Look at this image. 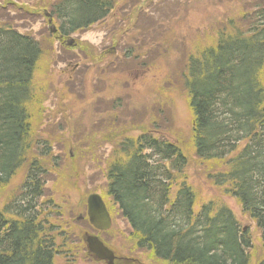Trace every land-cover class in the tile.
I'll return each mask as SVG.
<instances>
[{
	"label": "trees",
	"instance_id": "16d2710c",
	"mask_svg": "<svg viewBox=\"0 0 264 264\" xmlns=\"http://www.w3.org/2000/svg\"><path fill=\"white\" fill-rule=\"evenodd\" d=\"M175 2L174 18L187 23L190 4L197 3ZM115 4V0H58L48 11L64 42L103 24ZM255 7L250 5L249 10ZM139 9H133L136 22ZM237 12L246 9L242 6ZM150 32L140 38L132 33L131 39L150 37ZM152 33L151 39L156 31ZM212 33L191 42L196 46L177 71L194 117L193 156L212 168L200 179L204 185L233 198L242 215L255 224L259 250L254 253L253 233L242 229L229 207L214 200L195 213L200 203L187 183L188 153L182 144L180 148L159 136L158 123L149 119L137 129V138L117 144L106 161V193L100 190L130 228L123 243L144 252L148 261L264 264V6L238 22L212 27ZM170 35L163 34L166 46L176 41ZM123 52L124 62L136 64L134 48ZM41 57L35 38L0 26V189L9 187L26 168L21 185L0 206V264H59L58 250H66L57 246V238L71 236L70 230L61 229L60 208L46 199L50 173L45 164L52 160L53 149L48 141L33 138L29 108L35 100Z\"/></svg>",
	"mask_w": 264,
	"mask_h": 264
},
{
	"label": "rangeland",
	"instance_id": "374dc122",
	"mask_svg": "<svg viewBox=\"0 0 264 264\" xmlns=\"http://www.w3.org/2000/svg\"><path fill=\"white\" fill-rule=\"evenodd\" d=\"M57 1L0 0V26L8 25L31 35L42 48L34 79L35 100L29 109L34 141L46 140L53 149L52 160L45 164L50 173L46 199L60 208L62 231H71L70 237L57 238V246L68 252L58 250V263L102 264L88 257L85 246L80 245L81 236L83 239L84 234L95 233L86 219L87 198L91 193L101 194L102 189L106 193V161L120 140L137 138V129L149 119L158 123L159 136L164 135L180 148L182 144L185 154L188 153L187 183L200 203L195 213L204 203L214 200L229 207L242 229L253 233L257 253L260 237L255 224L242 215L233 198L200 180L212 168L193 156L194 117L177 71L186 60L185 55L194 50L196 45L191 42H197L196 38L207 37L205 33L212 35V27L217 29L229 20L238 22L247 13L258 12L264 3L202 0L198 4L195 0L197 5L190 4L192 10L186 14L188 21L184 24L174 18L175 0H115L113 14L103 24L71 36L68 41L72 40V45H62L51 34L53 26L48 24L47 16ZM253 4L256 7L249 10ZM136 6L142 15L138 22L132 17ZM242 6L246 12H237ZM146 31H151V36L156 33L152 39L151 36L138 41L131 39L132 33L140 38ZM166 33L172 34L168 37H175L177 42L164 45L162 37ZM125 48H134L136 64L123 61ZM25 174L26 168L9 187L0 189L1 207L21 185ZM105 200L113 227L100 233V237L113 243L122 256L140 264H160L153 259L148 261L144 252L133 251V245L127 241L126 245L123 243L130 228L112 200ZM80 217L84 218L83 224L78 223Z\"/></svg>",
	"mask_w": 264,
	"mask_h": 264
},
{
	"label": "water",
	"instance_id": "95a60500",
	"mask_svg": "<svg viewBox=\"0 0 264 264\" xmlns=\"http://www.w3.org/2000/svg\"><path fill=\"white\" fill-rule=\"evenodd\" d=\"M52 32H56L55 29ZM87 216L94 229L104 232L111 228L112 220L102 198L92 194L87 199ZM84 242L88 252L98 261L106 264H115L116 256L112 250L96 236L85 235Z\"/></svg>",
	"mask_w": 264,
	"mask_h": 264
}]
</instances>
